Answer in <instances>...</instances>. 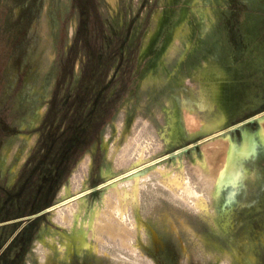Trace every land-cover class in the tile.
Segmentation results:
<instances>
[{
  "label": "rangeland",
  "instance_id": "374dc122",
  "mask_svg": "<svg viewBox=\"0 0 264 264\" xmlns=\"http://www.w3.org/2000/svg\"><path fill=\"white\" fill-rule=\"evenodd\" d=\"M68 151L21 264H264V0H0V215Z\"/></svg>",
  "mask_w": 264,
  "mask_h": 264
},
{
  "label": "flooded vegetation",
  "instance_id": "af4514ba",
  "mask_svg": "<svg viewBox=\"0 0 264 264\" xmlns=\"http://www.w3.org/2000/svg\"><path fill=\"white\" fill-rule=\"evenodd\" d=\"M69 153H64L53 172L43 177L34 197L35 202L28 209L21 208L17 213L10 214L12 203L15 202V207L20 206L21 197L26 193L24 186L14 193H7L4 202L7 210L3 216L0 215V264L22 263L41 221L50 211L52 198L62 179L61 168L67 163ZM14 195L20 199H14Z\"/></svg>",
  "mask_w": 264,
  "mask_h": 264
},
{
  "label": "bare ground",
  "instance_id": "6f19581e",
  "mask_svg": "<svg viewBox=\"0 0 264 264\" xmlns=\"http://www.w3.org/2000/svg\"><path fill=\"white\" fill-rule=\"evenodd\" d=\"M263 127V126H262ZM253 134V133H252ZM259 134V133H258ZM233 141V140H232ZM231 142V141H230ZM228 150H227V157H226V161H225V165H224V167L221 169V171H220V173H218V178H219V182L218 183H220L219 185H220V187H219V189H221V187H223L224 185H226V183L228 182V179L229 178H231V177H237V175H239V174H241V173H239V169H238V166H237V162H238V159L239 158H241V156H245V155H247V154H249L250 152H251V150L253 149V139H251L250 138V135L249 134H245V136H244V143H243V145L241 146V145H239V146H237V145H230L228 148H227ZM223 151V150H222ZM218 152H219V150H218ZM226 153V152H225ZM142 154V153H141ZM208 154V153H207ZM222 155V154H221ZM220 155H218V157H219ZM215 161V160H214ZM199 162V161H198ZM203 162V161H202ZM140 167V166H139ZM139 173V172H138ZM204 173H205V171H204ZM105 174H106V172H105ZM109 175V174H108ZM132 175V174H131ZM168 175H169V173H168ZM172 174H170L169 175V177L171 176ZM128 176V175H127ZM119 177V176H118ZM165 177V176H164ZM168 177V178H169ZM172 177V176H171ZM133 178V177H132ZM177 178V177H176ZM214 178H216V177H214ZM131 179V178H130ZM137 179V178H136ZM136 179H135V181H136ZM169 179H171V178H169ZM119 180V179H118ZM165 180V179H164ZM177 180V179H176ZM176 180H175V182H176ZM110 181H112V180H110ZM170 181V180H169ZM168 181V182H169ZM172 181H174V179L172 180ZM171 181V182H172ZM179 181H180V179H179ZM108 182V181H107ZM132 182V181H131ZM137 182V181H136ZM167 182V183H168ZM171 182H169V183H171ZM118 183V182H117ZM127 183H128V180H127ZM133 183V182H132ZM179 183V182H178ZM181 183H183V181L181 182ZM180 183V184H181ZM216 183V182H215ZM105 184V183H104ZM172 184H174V183H172ZM184 185H185V183H183ZM187 184V183H186ZM111 185V184H110ZM114 185V183L112 184V186ZM129 185V184H128ZM137 185V184H136ZM169 185V184H168ZM115 187H116V185H114ZM118 186V185H117ZM120 186V185H119ZM132 186V185H131ZM170 186V185H169ZM175 186H177L178 187V185H176V183H175ZM180 186V185H179ZM123 187V186H122ZM174 187V186H173ZM182 187V186H181ZM184 187V186H183ZM187 187V186H186ZM109 188H111V187H109ZM113 188V187H112ZM111 188V189H112ZM120 188V187H119ZM131 188V187H130ZM185 188V187H184ZM65 189V188H64ZM71 189V188H70ZM114 189V188H113ZM117 189V188H116ZM137 189V188H136ZM66 190V189H65ZM105 190H106V188H105ZM109 191V190H108ZM188 191V190H187ZM220 191V190H219ZM66 192H67V190H66ZM105 192V191H104ZM110 192H112V191H110ZM131 192V191H130ZM136 192H137V190H136ZM136 192H134L135 194H136ZM109 193V192H108ZM114 193V192H113ZM127 193V192H126ZM186 193H189V192H186ZM192 193H194V192H192ZM64 194V193H63ZM134 194V195H135ZM199 194V193H198ZM69 195V194H68ZM79 195H81V194H79ZM133 195V196H134ZM187 195V194H186ZM189 195V194H188ZM191 195V194H190ZM66 196V195H65ZM126 196H128V195H126ZM126 196H125V198H126ZM197 196V195H196ZM201 197H202V195H201ZM70 198V197H69ZM135 198V197H134ZM203 198V197H202ZM76 199V198H75ZM82 199V198H81ZM191 199V198H190ZM196 199H201V198H196ZM79 200V199H78ZM77 200V201H78ZM113 200V199H112ZM202 200V199H201ZM203 201V200H202ZM202 201H200V205H201V202ZM114 202V201H113ZM116 202V201H115ZM123 202V201H122ZM197 202V201H196ZM195 202V203H196ZM199 202V201H198ZM75 203V202H74ZM109 203V202H108ZM108 203H107V205H108ZM77 204V203H76ZM92 204V203H91ZM99 204V203H98ZM114 204V203H113ZM198 204V207L200 208L201 206ZM75 205V204H74ZM118 205V204H117ZM69 206V205H68ZM67 206V207H68ZM72 206H73V204H72ZM86 206H87V203H85V201H84V198H83V201H81L80 202V205H79V207H80V209H83V208H86ZM94 206V205H93ZM207 206V205H206ZM96 207V206H95ZM99 207V206H98ZM105 207V206H104ZM103 207V208H104ZM109 207V206H108ZM111 207V206H110ZM109 207V208H110ZM114 207V206H113ZM71 208V207H70ZM75 208H76V205H75ZM108 208V209H109ZM119 208V207H118ZM206 208V207H205ZM204 208V209H205ZM202 209V208H201ZM86 210V209H85ZM114 210V209H113ZM116 210V209H115ZM57 211H59V210H57ZM116 211H118V210H116ZM59 212H61V211H59ZM67 212V211H66ZM74 212V211H73ZM86 212V211H85ZM90 212V211H89ZM97 210L96 209H93L92 208V210H91V215H90V217L85 221V219L84 220H82V223H80L81 224V227L79 228V230L78 231H75V232H73V237L74 238H76V239H78V249L81 251V249L83 248L84 249V247H87V248H89V240H88V238H87V231H86V229H85V226H84V223L86 224H88L87 226L90 228V227H93L95 230H99V231H101V233L103 232H105V233H107V234H109V235H115L116 234V232H115V230L112 228V226L110 225V223H109V221L107 220V221H105V222H99L97 219H96V216H97ZM107 212V214H108V210L106 211ZM110 212V211H109ZM69 213H71V212H69ZM72 214V213H71ZM78 214H79V212H78ZM115 214V213H114ZM57 215V214H56ZM55 215V216H56ZM73 215V214H72ZM84 215V214H83ZM63 216H65V215H63ZM67 216V215H66ZM79 216V215H78ZM77 216V217H78ZM89 216V215H88ZM110 216V215H109ZM82 217V216H81ZM103 218H104V216H102ZM125 217V216H124ZM56 218V217H55ZM106 218V217H105ZM109 218V217H108ZM113 218V217H112ZM119 218V217H118ZM67 219V218H66ZM78 218H76V220H77ZM125 219V218H124ZM58 220V219H57ZM61 220V219H60ZM63 221V220H62ZM125 221V220H124ZM68 222H69V220H68ZM75 222V221H74ZM77 222V221H76ZM111 223H112V221H110ZM66 223V222H65ZM126 223V222H125ZM63 224V223H62ZM74 224V223H73ZM114 224V223H113ZM124 224V223H123ZM127 224V223H126ZM76 225V224H75ZM78 225H79V223H78ZM116 225V224H115ZM125 225V224H124ZM120 226H122V224L120 225ZM74 227V226H73ZM88 228V229H89ZM121 228V227H120ZM129 228V227H128ZM71 229V228H70ZM92 228H90V230H91ZM118 229V228H117ZM123 230V229H122ZM73 231V230H72ZM119 231V230H118ZM127 231V230H126ZM127 232H129V231H127ZM47 233V232H46ZM59 233V232H58ZM72 233V232H71ZM96 233V232H95ZM104 233V234H105ZM60 234V233H59ZM68 234H70V233H68ZM88 234H89V232H88ZM93 234V233H92ZM98 234H99V232H98ZM57 235V234H56ZM62 235V234H61ZM64 235V234H63ZM71 235V234H70ZM96 235V234H95ZM119 235V234H118ZM97 236V235H96ZM98 236H101L100 234L98 235ZM98 236L96 237L98 240H100L99 238H98ZM117 236V235H116ZM89 237V236H88ZM125 237H126V234H125ZM66 238V237H65ZM71 238V237H70ZM109 238H112V237H110L109 236ZM117 238H119V237H117ZM123 237H121V239H122ZM72 239V238H71ZM105 239V238H104ZM120 239V238H119ZM125 239V238H124ZM93 240V239H92ZM127 240V239H126ZM45 241V240H44ZM66 241V240H65ZM91 241V240H90ZM104 241V240H103ZM62 243V242H61ZM67 243V242H66ZM92 243V242H91ZM103 243V242H102ZM128 243V242H127ZM47 244V243H46ZM99 244V243H98ZM97 244V245H98ZM121 244H123V242L121 243ZM63 245V244H62ZM95 245V244H94ZM50 246V245H49ZM96 246V245H95ZM65 247H67V246H65ZM72 247V246H71ZM92 248V247H91ZM51 249V248H50ZM71 249V248H70ZM76 250V249H75ZM93 251V250H92ZM84 252V251H83ZM99 252V251H98ZM63 253H65V252H63ZM67 253V252H66ZM69 253H70V251H69ZM73 253V252H72ZM94 253V252H93ZM56 254V253H55ZM89 254V253H88ZM70 255V254H69ZM67 259V258H66Z\"/></svg>",
  "mask_w": 264,
  "mask_h": 264
},
{
  "label": "water",
  "instance_id": "95a60500",
  "mask_svg": "<svg viewBox=\"0 0 264 264\" xmlns=\"http://www.w3.org/2000/svg\"><path fill=\"white\" fill-rule=\"evenodd\" d=\"M251 120H254V118H252ZM47 211V210H46Z\"/></svg>",
  "mask_w": 264,
  "mask_h": 264
}]
</instances>
